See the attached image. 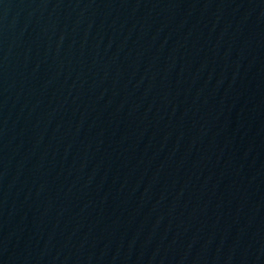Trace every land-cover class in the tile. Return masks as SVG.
I'll use <instances>...</instances> for the list:
<instances>
[{
  "label": "water",
  "instance_id": "water-1",
  "mask_svg": "<svg viewBox=\"0 0 264 264\" xmlns=\"http://www.w3.org/2000/svg\"><path fill=\"white\" fill-rule=\"evenodd\" d=\"M0 264H264V0H0Z\"/></svg>",
  "mask_w": 264,
  "mask_h": 264
}]
</instances>
